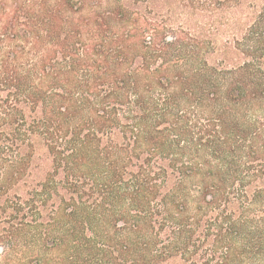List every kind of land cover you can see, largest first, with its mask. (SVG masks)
Returning a JSON list of instances; mask_svg holds the SVG:
<instances>
[{
    "label": "trees",
    "instance_id": "1",
    "mask_svg": "<svg viewBox=\"0 0 264 264\" xmlns=\"http://www.w3.org/2000/svg\"><path fill=\"white\" fill-rule=\"evenodd\" d=\"M247 5L0 0L5 264H264V0Z\"/></svg>",
    "mask_w": 264,
    "mask_h": 264
},
{
    "label": "rangeland",
    "instance_id": "2",
    "mask_svg": "<svg viewBox=\"0 0 264 264\" xmlns=\"http://www.w3.org/2000/svg\"><path fill=\"white\" fill-rule=\"evenodd\" d=\"M263 0H248V5L246 7L247 10L249 11H255L257 9H259V7L262 5ZM227 39V37L225 36H221L220 37V44L223 43L225 40ZM219 42V40H218ZM220 47V46H219ZM222 53V50L219 49L218 52L216 53L217 55L214 57H220V54ZM229 61V63H237V55H234V53H232L229 57V59H227ZM227 61V63H228ZM1 247V246H0ZM2 248H0L1 250ZM6 260L4 259V255L0 254V264H5Z\"/></svg>",
    "mask_w": 264,
    "mask_h": 264
}]
</instances>
